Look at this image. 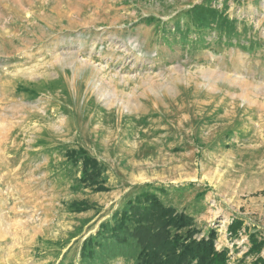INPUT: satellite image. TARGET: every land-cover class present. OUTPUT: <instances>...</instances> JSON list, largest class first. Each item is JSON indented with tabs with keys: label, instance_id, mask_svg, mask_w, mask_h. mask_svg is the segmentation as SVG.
<instances>
[{
	"label": "rangeland",
	"instance_id": "374dc122",
	"mask_svg": "<svg viewBox=\"0 0 264 264\" xmlns=\"http://www.w3.org/2000/svg\"><path fill=\"white\" fill-rule=\"evenodd\" d=\"M202 1L0 0V264H88L85 238L144 190L189 214L196 238L214 229L228 264L255 260L264 0H206L237 22L197 32ZM65 147L106 165V190L77 184Z\"/></svg>",
	"mask_w": 264,
	"mask_h": 264
},
{
	"label": "trees",
	"instance_id": "16d2710c",
	"mask_svg": "<svg viewBox=\"0 0 264 264\" xmlns=\"http://www.w3.org/2000/svg\"><path fill=\"white\" fill-rule=\"evenodd\" d=\"M189 15L197 32L213 26L220 31L226 28L232 31L237 22L224 9H217L206 0L192 6ZM176 26L179 29L178 22ZM63 156L78 167V185L94 191L106 190L107 168L98 158L82 147H65ZM69 206L76 212L90 208L84 201H71ZM240 226L241 221L235 218L229 225L230 232L236 235ZM196 233L189 214L166 205L158 195L144 190L134 199H128L121 209L99 224L94 234L85 238L79 258L88 264H107L118 258L128 264H228L227 250L214 246V229L206 237L196 238ZM249 238L251 245L247 252L256 256L250 264H264L261 256L264 238L255 234Z\"/></svg>",
	"mask_w": 264,
	"mask_h": 264
}]
</instances>
